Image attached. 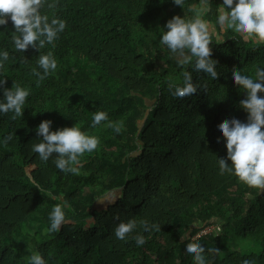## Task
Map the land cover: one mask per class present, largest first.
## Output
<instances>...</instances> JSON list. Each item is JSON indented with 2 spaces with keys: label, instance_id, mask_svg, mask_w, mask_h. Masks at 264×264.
<instances>
[{
  "label": "trees",
  "instance_id": "trees-1",
  "mask_svg": "<svg viewBox=\"0 0 264 264\" xmlns=\"http://www.w3.org/2000/svg\"><path fill=\"white\" fill-rule=\"evenodd\" d=\"M222 3L210 0L204 16L214 28L211 47L220 75L215 81L194 71V58L178 64L179 57L160 43L167 21L176 15L191 18V6L199 0H185L183 8L172 0H59L55 11L67 27L54 49L41 50H52L58 67L39 86L31 70L42 72L36 62L40 53L16 51L12 22L0 26V52L9 53L0 79H7L9 89L14 81L30 89L23 117L12 120V113H0V264H26L18 239L37 212L44 227H50L49 214L61 202L54 196L71 204L65 209L71 223L59 232L34 236L47 264H194L185 251L190 240L182 241V235L206 249H219L234 232L260 242L263 251L229 252L225 259L205 252L206 258L212 264H242L244 259L264 264V193L234 175H220L218 166V158L227 156L218 125L247 119L239 107L245 94L235 85L232 69L254 77L257 67L264 68V44L220 31ZM42 12L51 19L47 7ZM184 71L206 88L180 99L166 81L171 77L182 84ZM95 111L123 121L124 130L117 134L106 122L91 128ZM46 119L53 121V131L78 123L100 139L98 149L81 158L78 174H65L51 158L44 163L31 151L39 142L36 129ZM9 133L14 138L5 146ZM114 191L120 193L115 205L96 207ZM131 219L137 229L117 239L115 226ZM86 220L94 225L87 227ZM141 220L158 223L161 231L143 232ZM215 224L220 231L202 234ZM140 234L146 239L143 246L133 239Z\"/></svg>",
  "mask_w": 264,
  "mask_h": 264
},
{
  "label": "clouds",
  "instance_id": "clouds-1",
  "mask_svg": "<svg viewBox=\"0 0 264 264\" xmlns=\"http://www.w3.org/2000/svg\"><path fill=\"white\" fill-rule=\"evenodd\" d=\"M175 6L184 7L185 0H172ZM59 0H0V26L7 27L9 21L14 28L12 42L18 52L25 53L29 48L37 50V68H32V75L37 77V86L58 67L57 59L52 50L42 53L41 50L51 45L56 47V41L67 27V21L56 14ZM47 7L52 13L51 19L42 10ZM210 0H199V4L192 5L191 18L176 15L169 19L164 26L166 29L160 43L166 46L173 55L179 57L181 66L193 63L194 71L203 72L218 80L219 74L216 66L219 61L213 59L212 33L213 27L204 16L210 12ZM217 23L222 32L232 30L243 40H252L264 44V0H223L218 6ZM9 60L7 51L0 52V70ZM27 60H22L26 63ZM183 82L177 83L169 77L166 81L171 94L180 99L193 96L205 85L195 84L191 72L182 73ZM232 78L235 85L243 90L245 98L239 101V107L247 113L246 122L240 119H225L218 125L226 142V157L218 158L219 174L234 175L249 189L259 190L264 193V68L257 67L255 76L242 74L237 68L232 69ZM7 79H0V90L3 91V102H0V113H12L11 119L16 120L24 116V105L30 95V89L22 87L14 81L11 89L6 87ZM106 122V127L119 134L124 130L123 121H110L107 112L95 111L92 116L91 128H96ZM53 121L43 120L37 127L36 133L39 142L32 144L31 151L38 154L39 159L47 163L52 159L58 170L65 174H78L83 166L81 158L86 153H92L100 146V139L95 135L83 131L77 123L72 127L52 129ZM14 138V133H9L3 139L7 146ZM220 142V138L217 139ZM231 161V164H229ZM39 189V186H37ZM51 196V193H49ZM246 197L251 192L245 193ZM53 199L61 201L52 208L49 214L50 227L48 232H59L62 227L71 223L67 219L65 209H71V204L62 197L54 196ZM115 200L100 201L103 206L115 204ZM119 221L120 216L114 217ZM138 227L135 219L119 222L114 228V235L119 240H125ZM139 227L143 232H160L161 225L141 220ZM137 246L146 243L143 234L133 236ZM181 240H190L185 251L193 258L194 264H212L207 259L205 252L213 258L220 253V249L205 248L195 238L182 235ZM30 255L25 257L26 264H47L43 254L29 250ZM242 264H256L254 259H244Z\"/></svg>",
  "mask_w": 264,
  "mask_h": 264
},
{
  "label": "rangeland",
  "instance_id": "rangeland-1",
  "mask_svg": "<svg viewBox=\"0 0 264 264\" xmlns=\"http://www.w3.org/2000/svg\"><path fill=\"white\" fill-rule=\"evenodd\" d=\"M213 27V25L210 23ZM214 29V28H213ZM120 196L119 191H114L109 193L107 196L103 197L96 204V207L99 209H106L108 206H103L100 201H109L116 200ZM116 203V202H115ZM115 205V204H112ZM84 225L87 227H92L94 225L93 221H84ZM24 231H22V237L19 238V242L21 245V254L23 257H27L30 255L29 250L36 252V241L34 242V236L37 234H45L47 229L44 227L40 219V212H37L23 227ZM22 229V230H23ZM220 231L219 225L210 226L209 233ZM24 236V237H23ZM220 257L221 259H225L226 255L229 252H239L242 254H259L263 251V246L258 241L248 240L244 237H241L237 232L232 233L229 237L220 245Z\"/></svg>",
  "mask_w": 264,
  "mask_h": 264
},
{
  "label": "built area",
  "instance_id": "built-area-1",
  "mask_svg": "<svg viewBox=\"0 0 264 264\" xmlns=\"http://www.w3.org/2000/svg\"><path fill=\"white\" fill-rule=\"evenodd\" d=\"M209 229H210V227H208L207 229H205V230L202 232V234H207V233H209V232H208Z\"/></svg>",
  "mask_w": 264,
  "mask_h": 264
}]
</instances>
